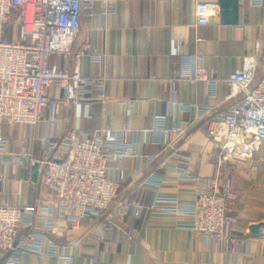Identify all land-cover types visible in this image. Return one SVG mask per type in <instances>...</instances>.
I'll return each instance as SVG.
<instances>
[{
	"label": "crops",
	"instance_id": "crops-1",
	"mask_svg": "<svg viewBox=\"0 0 264 264\" xmlns=\"http://www.w3.org/2000/svg\"><path fill=\"white\" fill-rule=\"evenodd\" d=\"M198 2L219 5L207 25L196 23ZM107 6L114 12L102 15L101 2L83 10L72 51L50 57L51 64L71 69L79 51L85 49L81 71L108 78L107 102L105 106L101 101L74 102L71 91L64 92L61 96L70 100L60 111L56 132L61 136L72 128L127 126L132 130L128 137L146 156L113 162L110 176H117L122 168L126 178L116 201L102 215L68 227L60 236L47 233L43 237L44 248L56 242L65 247V257L32 252L15 256L14 264H264V142L251 157L223 161L221 138L210 131L211 116L236 104L240 95H231L221 82L213 98L206 82L191 79L198 56L205 59L209 73L220 78L230 77L253 58V85H264V6H254L251 0H110ZM94 51L103 56L101 62L90 59ZM52 93L57 94V89ZM181 104L213 108L211 114L197 116L194 110L180 111ZM158 115L167 117L169 128L179 127V120L187 121L186 133L173 144L168 143L175 136L173 129L166 143L151 142L149 129ZM6 133L12 148L27 149L39 162L37 169L28 161L0 165V205H39L46 196L44 161L51 158L40 138L51 137L54 131L44 124L8 125ZM153 155L157 156L151 161L148 156ZM175 166L215 180L220 189L226 183L232 185L235 198L230 212L239 218L241 228L230 235L233 238L204 240L180 228V217L146 209L157 194L177 196L183 203L195 199L196 184L182 179ZM152 177H163L162 186L148 183ZM135 190L146 208L138 216L123 214L118 201ZM110 221L114 227L105 231L103 225ZM254 226L259 227L257 232Z\"/></svg>",
	"mask_w": 264,
	"mask_h": 264
},
{
	"label": "built area",
	"instance_id": "built-area-1",
	"mask_svg": "<svg viewBox=\"0 0 264 264\" xmlns=\"http://www.w3.org/2000/svg\"><path fill=\"white\" fill-rule=\"evenodd\" d=\"M109 1L0 0V165L39 162L27 149L18 151L10 146L6 126L44 124L55 133L40 138L51 153L43 166L42 185L46 196L40 199L41 204L6 202L0 205V262L8 256L5 263L14 264L15 256L32 252L65 257L64 246L49 242L44 248L43 237L47 233L60 236L68 227H78L82 221L102 215L116 201L126 178L122 168L118 169L117 176H110L113 162L128 156H146L128 137L132 130L127 126L116 129L104 126L92 131L72 128L61 136L56 132L60 111L70 100L61 96L64 92L71 91L74 102L101 101L104 106L107 102L108 78L84 75L81 71L85 49L79 51L71 69L51 64L50 57L67 56L72 51L83 10H92L101 2L102 15L113 13L107 6ZM251 3L264 6V0H251ZM218 11L216 3L198 2L196 23L209 24ZM89 55L92 61L103 60L95 51ZM254 69L253 58L246 59L242 69L230 77L220 78L209 73L203 57L198 56L194 61L191 79L206 82L211 97L217 96L221 82L228 86L231 95H240L236 104L211 116L210 131L221 138L223 161L251 157L264 142V85H253ZM53 88L57 89L55 95ZM212 108V105L181 104L179 109L194 110L197 116H204L211 114ZM155 122L149 133L151 142L156 144L166 143V135L172 129L175 136L168 143L173 144L186 133L189 125L179 120V127L169 128L163 115H158ZM156 156L148 158L153 161ZM174 168L182 179L196 184V197L191 203H183L177 196L157 194L146 208L135 190L131 197L118 201L122 213L138 216L146 208L176 215L180 217L177 223L180 228L196 232L204 240L228 237L241 230L239 218L230 212L235 198L230 183L220 189L215 180L193 175L184 167ZM147 182L160 187L163 177H152ZM113 227L112 221L103 225L105 231ZM25 230L29 232L22 237Z\"/></svg>",
	"mask_w": 264,
	"mask_h": 264
},
{
	"label": "water",
	"instance_id": "water-1",
	"mask_svg": "<svg viewBox=\"0 0 264 264\" xmlns=\"http://www.w3.org/2000/svg\"><path fill=\"white\" fill-rule=\"evenodd\" d=\"M38 168V165H35L34 166V169H37ZM253 230L255 231V232H257L258 230H259V227L258 226H254L253 227Z\"/></svg>",
	"mask_w": 264,
	"mask_h": 264
}]
</instances>
